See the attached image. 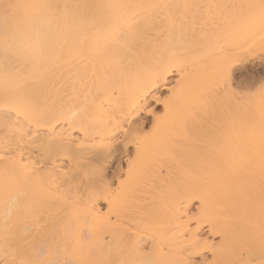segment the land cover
I'll return each instance as SVG.
<instances>
[{"label":"snow or ice","instance_id":"1","mask_svg":"<svg viewBox=\"0 0 264 264\" xmlns=\"http://www.w3.org/2000/svg\"><path fill=\"white\" fill-rule=\"evenodd\" d=\"M52 7L0 3L5 53L20 36L9 12ZM57 15L62 25L56 37L49 40L47 29L32 27L23 38L33 60L60 72L81 102L73 105L76 98L69 93L60 101L68 110L56 112L44 100L41 78L19 83L9 55L0 68V264H197L199 242L178 253L163 242L169 218L179 211L174 206L162 204L148 214L144 231L154 232L150 247L139 234L121 233L118 222L135 209L137 187L171 144L168 109L170 102L178 106L171 94L148 102L151 83L170 70L183 80L189 65L209 64L216 68L218 103L244 116L251 147L216 177L222 190L212 194L210 204L217 210L230 205L231 211L216 233L212 259L199 264H264V66L259 72L235 71L247 55L234 56L230 46L244 37L241 50L247 54L258 46L264 59V0H71ZM126 83L133 87L125 91ZM93 90L109 102L94 101ZM155 103L164 106L163 115L153 110ZM145 112L155 117L150 131L139 126ZM64 130L79 139H69ZM36 137L46 138L48 153L70 154L72 189L64 190L67 180L59 182L61 170L25 160L40 142ZM150 142L151 151H144ZM125 144L135 145L136 156L116 184L109 176ZM81 187L87 189L83 197ZM101 201L106 211L97 208Z\"/></svg>","mask_w":264,"mask_h":264},{"label":"bare ground","instance_id":"2","mask_svg":"<svg viewBox=\"0 0 264 264\" xmlns=\"http://www.w3.org/2000/svg\"><path fill=\"white\" fill-rule=\"evenodd\" d=\"M5 2H8V0H0V3ZM20 2L52 5L53 7L34 9L26 13H8L12 28L14 30L19 28L20 36L13 41L11 51L5 53L2 35H0V68L3 67L5 55H9L13 65L15 79L19 83L28 84L36 78H41V87L45 102L50 104L56 112L67 111L70 105L61 103L60 101L67 99V96L71 93L76 98L71 103L73 105L79 103L81 102L79 93L72 91L71 83L64 79L61 73L55 68H49L46 65H42L39 61L33 60L29 54L28 44L23 38V34L32 27H42L47 29L45 35L49 40L56 37L58 28L62 25V21L57 15L58 9L65 3L71 2V0H20ZM98 2H104V0H98ZM4 17L5 12L3 8H0V33H2L4 28ZM244 39L242 37L230 42V46L236 49L233 53L234 56L243 57L247 55V59L243 64H237L235 66V71H240L242 67L245 68V66L251 64L252 68L259 72L260 69L257 68L259 66L258 63L264 65V59L261 58L259 47L257 46L255 51H250V53L246 54L240 47L244 43ZM215 71L216 68L212 64L199 69H194L189 65L183 80L170 70L166 75L154 79L151 83L148 102H151L153 96L159 97L160 99H168L171 94L178 106L177 110H184V116L186 115V117H182L189 120L187 123H185L186 121L183 122V129L179 122L171 121L173 110L176 107H173L170 102L166 120V126L171 137L169 149L166 152L158 154L155 164L137 187L135 193V209L122 215L118 222V228L121 233L132 236L139 234L141 238L149 242L150 247L154 232L144 231L148 214L162 204L174 206L179 211L174 217L169 218L170 230L166 232V238L163 242L177 253L191 241L195 240L199 242L201 250L198 256L193 257L197 261V264L200 261L212 259L210 249L217 243L216 233L226 222L227 216L231 211L230 205L227 210H217L210 204L212 194L222 190V186L217 182L216 177L225 164L244 158L251 147L249 138L245 135L246 120L243 115L235 116V120L238 123L236 125H232L231 123V121H234L231 118L232 116L226 118V115L224 117L225 122L220 120L223 114L220 115L219 103L214 94ZM171 77H177L174 86H171L170 82L172 80H169ZM123 87L127 91L133 85L126 83ZM2 88L3 78L0 76V89ZM93 93L94 95L91 98L94 101L100 103L109 102V97L102 96L101 92L93 90ZM201 97L206 100V104L198 100ZM156 106H161L164 114V106L159 103L152 104L154 111ZM211 121L212 125L213 123L215 124L212 132L214 134V140H216H212L213 143L212 141L207 140L206 142V140H203L204 143H207L204 146V143L202 144L205 150L199 146V149L203 151L197 152L198 157L197 155L193 156L197 157L196 161H189L188 157H184V153H186L184 150L186 149L185 142L187 143L185 140H188L185 139L188 138L185 134L188 131H193L191 132L192 134L197 133L199 136L200 134L206 133L208 135L211 129H207V123L211 124ZM154 122L155 117L149 112H145L139 126L145 129V131H150ZM205 124L207 125L206 127ZM64 131L69 139H79L74 132L70 130ZM194 135L196 136V134ZM190 137L189 139L192 140ZM36 139L40 142L33 145L30 151L24 154L25 160L30 159L34 165L36 162H39L40 165H43L50 171L61 170L62 176L59 182L62 183L64 180H67L68 183L63 185L64 190L72 189L75 181L72 179L73 173L69 171L72 164L70 154L59 150L50 154L45 151L43 145V140L46 138L36 137ZM76 146L79 147L78 144ZM151 149L152 143L150 142L144 151L150 152ZM189 151L191 152V150ZM192 152L193 154L195 153L193 150ZM181 155H184L183 157L186 159ZM118 156L119 159L116 161L117 167L111 169V175L109 176V179L116 184L127 174L126 166L128 160L136 156L135 145H123ZM37 180L41 181L42 178L38 176ZM52 183L55 185L58 181L53 179ZM86 190L81 187L78 193L79 197H83L84 191ZM105 203L106 201L99 202L97 208L101 211H106L104 207ZM225 203L228 204L229 202L226 200ZM193 208L195 210L194 213L192 212ZM136 209H139V211ZM194 223H197L196 227H193ZM156 238L159 239L158 235Z\"/></svg>","mask_w":264,"mask_h":264},{"label":"rangeland","instance_id":"3","mask_svg":"<svg viewBox=\"0 0 264 264\" xmlns=\"http://www.w3.org/2000/svg\"><path fill=\"white\" fill-rule=\"evenodd\" d=\"M258 65L259 66H264V65H262L261 63H258ZM257 67V68H259V69H261V67ZM249 67H251L252 68V66H251V64L249 65H247V66H245V68L244 67H242V69L240 70V71H246V69L248 70V68ZM236 78V77H235ZM176 79H177V77H171V79H169V80H172L170 83H171V86H174L175 84H174V82H176ZM175 80V81H174ZM198 100H200V102H203V104H206V100L203 98L202 99V97L201 98H199ZM205 101V103H204V101ZM199 104H201V103H199ZM179 105V104H178ZM219 111H220V115L221 114H223V116L221 115V121L222 122H225L224 120H225V116H226V118H229V116L231 117V118H233L234 119V121H231V123H232V125H236V124H238L237 122H236V120H235V116L236 115H234L231 111H228L227 109H226V107H224V106H221L220 104H219ZM155 112H156V114L157 115H163V112H162V107L161 106H156L155 107ZM229 114V115H228ZM182 116H184V110H177V107H176V109L175 110H173V113H172V119H171V121H176V123H180V125H181V127H182V129H183V126H184V123L183 122H185V123H187L188 122V120L189 119H187V118H184V117H186V115L184 116V117H182ZM184 118L183 120H181L182 118ZM188 117V116H187ZM177 118V119H176ZM181 118V119H180ZM224 118V119H223ZM223 119V120H222ZM179 120V121H178ZM181 120V121H180ZM227 120V119H226ZM208 125V126H207ZM207 125L205 124V127L207 126V129H211V131H210V134H208L207 135V133L206 134H200V136L197 134V133H191V132H193V131H188L187 132V134H185L186 136H188V138H185V139H188V140H185V141H187V143L185 142V145H186V149H184L185 150V152L186 153H184V155H181L182 157L184 156V157H188V159H189V161L191 160V161H196V159H197V157H198V154H197V152H200V151H203V150H200L199 149V146H201L202 147V144L204 143V141L206 140V142H207V140L208 141H212V140H214V134H213V132H212V129L213 128H215V124L213 123V125H212V121H211V124L209 123H207ZM212 125V126H211ZM209 127V128H208ZM205 129V128H204ZM207 132H208V130H207ZM209 133V132H208ZM194 134H196V136L194 135ZM211 134H212V136H211ZM193 135V136H192ZM198 135V136H197ZM203 137H202V136ZM206 135H207V137H206ZM189 136H191L190 138H192V140L191 139H189ZM209 136V137H208ZM202 137V138H201ZM206 138V139H205ZM208 138V139H207ZM210 138V139H209ZM204 140V141H203ZM216 140V139H215ZM214 140V141H215ZM188 141H190V142H188ZM193 142V143H192ZM192 145H190V144ZM200 143V144H199ZM212 143H213V141H212ZM212 143H210V144H212ZM199 144V145H198ZM207 145V143H204L203 144V146L204 145ZM187 145H188V147H187ZM188 148V149H187ZM192 148V149H191ZM203 149H204V147H202ZM201 148V149H202ZM187 150V151H186ZM189 150H191V152H192V150L196 153H194L193 154V152L191 153ZM197 150V151H196ZM199 150V151H198ZM205 150V149H204ZM189 152V153H188ZM205 152V151H204ZM206 152H207V150H206ZM209 152V151H208ZM202 153V152H201ZM188 154V155H187ZM190 154H191V156H190ZM197 155V157H193V156H196ZM182 157H180V158H182ZM183 157V158H184ZM193 158V159H192ZM184 159H186V158H184ZM183 161H185V160H183ZM191 164V163H190ZM196 206V205H195ZM192 212L194 213L195 212V210H194V208L192 209Z\"/></svg>","mask_w":264,"mask_h":264}]
</instances>
